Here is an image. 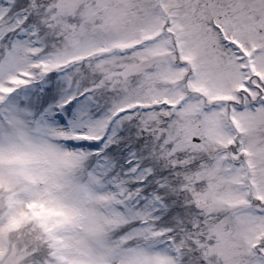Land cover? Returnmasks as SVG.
<instances>
[{
	"label": "snow or ice",
	"instance_id": "1",
	"mask_svg": "<svg viewBox=\"0 0 264 264\" xmlns=\"http://www.w3.org/2000/svg\"><path fill=\"white\" fill-rule=\"evenodd\" d=\"M0 264H264V0H0Z\"/></svg>",
	"mask_w": 264,
	"mask_h": 264
}]
</instances>
